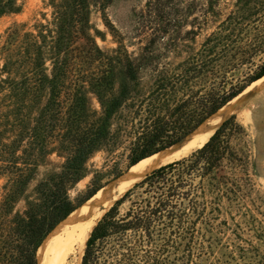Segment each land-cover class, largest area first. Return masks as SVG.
<instances>
[{
    "label": "rangeland",
    "instance_id": "1",
    "mask_svg": "<svg viewBox=\"0 0 264 264\" xmlns=\"http://www.w3.org/2000/svg\"><path fill=\"white\" fill-rule=\"evenodd\" d=\"M147 1L111 0L105 9H101L103 0L89 1L90 34L96 45L113 59L119 47L125 49L136 66L138 80L127 82L122 66L113 61L116 78L111 94H117L126 83L128 98L110 119L109 140L93 152L81 179L68 188L74 204L128 170L135 133L153 107L159 106L157 113L163 115L196 94L207 98L212 93L234 91L259 75L264 66V0H162L153 13L147 9ZM18 3V12L0 17V139L9 152L16 153V159L10 158L13 163L21 169L32 163V169L24 171L27 181L16 185L14 168L0 158L2 228L36 200L37 184L58 172L66 157L56 144L40 153L26 133L45 104L47 90L28 91L20 98L7 83L8 77L19 79L3 66L9 56L15 59L24 49V34H36L40 24L51 21L49 0ZM47 44L42 47L46 73ZM190 63L197 70L185 71ZM185 72L188 77L184 80L180 75ZM258 79L240 93L236 102L242 111L224 119L234 117L225 131L229 155L212 173L223 174L226 180L218 187L205 185V207L193 218V234L168 248L170 264H264V80ZM87 97L91 111L100 113L96 96L89 92ZM187 106L186 111L193 109L191 101ZM231 153L238 158L233 159ZM13 189L17 194L11 197ZM83 203L78 207H85ZM128 205V200L123 201L119 214ZM111 206L94 218L95 224ZM82 255L70 254L65 264H81Z\"/></svg>",
    "mask_w": 264,
    "mask_h": 264
},
{
    "label": "trees",
    "instance_id": "2",
    "mask_svg": "<svg viewBox=\"0 0 264 264\" xmlns=\"http://www.w3.org/2000/svg\"><path fill=\"white\" fill-rule=\"evenodd\" d=\"M89 1L49 0L51 21L40 24L36 34L25 33L24 49L15 59L9 56L3 66L19 77L7 79L15 96L22 98L28 91L47 90L45 104L26 133L31 134L40 153H47L56 144L66 157L58 172L37 184L36 200L29 202L22 213H16L5 228L0 227V264H39L37 249L46 235L101 188L89 191L80 204H74L68 194V188L81 179L86 161L109 140L110 119L128 98L126 83L117 94H111L116 78L113 61L122 66L127 82L135 84L138 80L136 66L125 49L119 47L113 59L96 45L90 34ZM110 1L103 0L101 9ZM160 5L162 0L146 3L152 13ZM19 9L18 0H0V17ZM10 35L16 37L15 32ZM46 44L48 73L42 49ZM197 68L190 63L185 71ZM263 75L264 66L259 75L234 91L212 93L207 98L196 94L167 114L159 115L160 107H153L135 133L129 167L179 142ZM180 77L185 80L188 75L185 72ZM89 92L96 96L100 113L89 108ZM190 101L193 109L186 111ZM233 119L231 116L224 120L200 148L152 170L117 199L91 230L81 264H170L168 248L193 234V218L201 215L205 207V185L218 187L226 180L225 175L215 176L212 172L229 155L225 131ZM16 156L0 139V158L14 168L13 181L18 185L27 181L24 171H30L32 163L21 169L10 159ZM230 156L238 158L232 153ZM15 194L13 189L10 196ZM125 200L129 205L119 214L118 207Z\"/></svg>",
    "mask_w": 264,
    "mask_h": 264
},
{
    "label": "bare ground",
    "instance_id": "3",
    "mask_svg": "<svg viewBox=\"0 0 264 264\" xmlns=\"http://www.w3.org/2000/svg\"><path fill=\"white\" fill-rule=\"evenodd\" d=\"M262 79L264 80V75L258 80ZM240 95L239 93L229 100L179 142L139 160L119 175L114 183L99 188L85 201L86 203L84 202L85 207L82 205L74 209L51 230L43 244L37 249L39 264H65L70 254L76 253L81 256L89 232L95 225L94 218L119 199L139 178L203 145L227 115L242 111V106L236 102Z\"/></svg>",
    "mask_w": 264,
    "mask_h": 264
},
{
    "label": "water",
    "instance_id": "4",
    "mask_svg": "<svg viewBox=\"0 0 264 264\" xmlns=\"http://www.w3.org/2000/svg\"><path fill=\"white\" fill-rule=\"evenodd\" d=\"M221 124H222V123H221ZM199 148H200V147H199ZM170 162H171V161H170ZM148 174H149V173H148ZM141 180H142V179H141ZM141 180H140V181H141ZM106 211H107V210H106ZM61 221H62V220H61ZM95 225H96V224H95ZM53 229H54V228H53ZM53 229H52V230H53ZM50 232H51V231H50ZM50 232H49V233H50ZM49 233H48V234L46 235V237L43 239V241L41 242L40 246L43 244V242L45 241V239L47 238V236L49 235ZM40 246H39V247H40ZM39 247H38V249H39Z\"/></svg>",
    "mask_w": 264,
    "mask_h": 264
}]
</instances>
